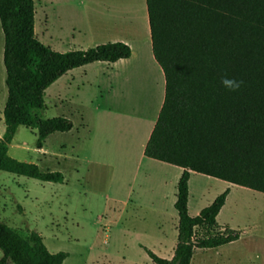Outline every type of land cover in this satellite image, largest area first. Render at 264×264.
<instances>
[{"label":"trees","instance_id":"1","mask_svg":"<svg viewBox=\"0 0 264 264\" xmlns=\"http://www.w3.org/2000/svg\"><path fill=\"white\" fill-rule=\"evenodd\" d=\"M151 51L164 75V98L144 156L182 168L174 208L177 239L170 259L142 246L154 264H190L195 249L217 248L239 238L216 217L228 188L200 212L188 213L190 171L264 194V0H145ZM7 96L0 137V171L61 182L59 171H41L8 155L19 126L37 130L36 148L54 132H67L64 116L42 118L45 90L71 69L128 58L122 41L59 52L34 33L33 0H0ZM242 81L229 91L222 77ZM0 264H62L35 230L21 236L0 222Z\"/></svg>","mask_w":264,"mask_h":264},{"label":"rangeland","instance_id":"2","mask_svg":"<svg viewBox=\"0 0 264 264\" xmlns=\"http://www.w3.org/2000/svg\"><path fill=\"white\" fill-rule=\"evenodd\" d=\"M33 1L35 36L51 49L64 52L67 43L84 38L100 44L121 37L130 42L134 57L115 67L111 92L102 88V97L96 94L95 102L105 113L90 117L89 131L54 132L46 137L43 149H37V130L17 128L8 155L34 163L41 171H59L63 180L41 181L0 171V222L23 237L38 232L50 252L68 253L62 264H154L142 245L170 257L178 223L173 206L176 172L170 173L164 195L156 196V179L150 175L143 180L145 166L139 163L137 145H131L134 135L141 136L140 125L150 118L157 101L158 70L146 50L145 0ZM3 44L0 26V137L7 96ZM57 81L45 90L40 116H65L76 129V104L91 99L93 91L87 86L63 90ZM108 134L114 150L105 158L99 153ZM126 139L127 147L119 150ZM225 186L222 180L194 173L188 213L210 204ZM157 208L167 211L161 215L149 211ZM216 221L237 230L239 238L218 248L196 249L190 264H264L263 193L232 185Z\"/></svg>","mask_w":264,"mask_h":264},{"label":"crops","instance_id":"3","mask_svg":"<svg viewBox=\"0 0 264 264\" xmlns=\"http://www.w3.org/2000/svg\"><path fill=\"white\" fill-rule=\"evenodd\" d=\"M146 21L148 24L147 17H146ZM147 38H148V47L146 48V50H148V53L150 54V57L148 59L151 61V64L158 70L157 71L158 78L154 82V85L156 87L155 88V94L157 95V99H156L157 101H156V105H154V107H153V110L152 111L150 110V112H149L150 118L148 120H144L140 125L141 126V136L136 137L134 135L133 139L131 140V145L132 146L137 145V149H138L139 154H140L139 163L141 165L145 166L143 168V172H142L143 180H147L150 178V175H153L154 179H156L155 180V187H156V189H158V193L156 194V196L162 197L164 195L163 190H165V188L169 184H171V180L169 179V175L172 172V170H175V172H176V174L174 176L173 186L176 183V192H177V182H178V179L182 173V168L175 166V165H172V164L162 162V161H158L155 159L148 158V157L144 156V154H143L144 147H145L147 140L149 138V135L153 129V126L155 124V121L157 119L159 110H160L162 102H163L164 84H165L163 72H162L160 66L155 61V59L152 55L149 26L147 27ZM115 41H122V42L130 45V42L126 38L119 37L118 40H114L113 42H115ZM102 43H105V42H102ZM97 44H99L98 41H93V40H88V39L86 40V38H84V40L81 41L80 43H76L75 41H71L64 46V52L69 51V50H85V49L93 47ZM133 57H134V53L131 50V55L128 58L119 59L115 62L96 61L93 63H88V64H85L83 66L69 70L68 72H66L65 74H63L62 76H60L57 79L58 80L57 82L59 83V85L61 86V88L63 90L73 89V90L78 91L80 86H83V87L87 86V88L89 90L93 91V97H91V99H89L85 102H82L80 100L77 102L75 113L78 117L79 122H78L76 129H74L75 127H74V124L72 123V128L67 132H70L73 129L75 131L76 135H79V133H82V131H89L90 125H91L90 117H92V115H98V114L100 115V114L105 113L104 110L100 109L101 105H98L95 102V100L97 98L96 94L99 92L101 93L102 88H104L107 93L111 92L114 88V85H115V82H114V74H115L114 69H115V67L129 63L133 59ZM44 95H45V93H44ZM101 97L102 96L100 94V98ZM108 131L111 132L110 129H108ZM109 134H111V133H109ZM109 134H108V136H106L102 140V146L100 147L99 156H102L105 158H107L108 154L114 150L112 148L111 139H110ZM77 140H79V138H77ZM127 142H130V141H128V139H126L125 143L123 142L124 146H122L123 143L120 144L119 150H121L122 148H126ZM43 145H44V142H43ZM43 145L40 149H43ZM172 168H174V169H172ZM194 173H197V172L190 171V177L188 180V189H189L188 204L190 203V198H191L190 187H191V179H192V176ZM197 174H200V173H197ZM202 175H204V174H202ZM205 176H207V175H205ZM208 177H210V176H208ZM211 178H213V177H211ZM198 179H199V177H198ZM199 181L200 180H198V182ZM224 182L226 183V186L223 189L225 190L228 188V190H229L227 197H226V200H225V203H226L227 199L230 195V192H231V187L234 184H231V183L226 182V181H224ZM235 186H237V185H235ZM173 199L175 202L176 193L174 194ZM225 203L222 206V208L220 209V211L225 206ZM188 204H187V206H188ZM173 206H174V203H173ZM204 207L200 206V207L196 208L191 215H193V216L197 215L200 212V210ZM149 211L154 212V214H156V215H161V214L166 213L167 209L157 208V209H153V210L151 209ZM220 211H219V213H220ZM219 213H218V215H219ZM218 215H217V217H218ZM173 216H175V214H173ZM229 228L233 229L232 227H229ZM174 235L176 236L175 238L177 239V229L175 230ZM173 251L171 252L170 257H167V259H170L172 257Z\"/></svg>","mask_w":264,"mask_h":264},{"label":"clouds","instance_id":"4","mask_svg":"<svg viewBox=\"0 0 264 264\" xmlns=\"http://www.w3.org/2000/svg\"><path fill=\"white\" fill-rule=\"evenodd\" d=\"M221 83L229 91H236L240 88L243 82L238 81L235 78H229L225 76V77H222Z\"/></svg>","mask_w":264,"mask_h":264}]
</instances>
